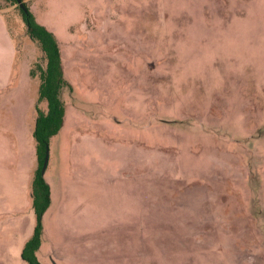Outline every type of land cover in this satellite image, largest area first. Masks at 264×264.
Listing matches in <instances>:
<instances>
[{
    "label": "rangeland",
    "instance_id": "obj_1",
    "mask_svg": "<svg viewBox=\"0 0 264 264\" xmlns=\"http://www.w3.org/2000/svg\"><path fill=\"white\" fill-rule=\"evenodd\" d=\"M24 1L56 36L68 82L48 164L68 142L92 174L88 225L44 214L38 260L264 264V0ZM5 31L29 85L44 54L18 4L0 0V48ZM5 191L0 264H28L18 234L34 210L12 213Z\"/></svg>",
    "mask_w": 264,
    "mask_h": 264
},
{
    "label": "crops",
    "instance_id": "obj_2",
    "mask_svg": "<svg viewBox=\"0 0 264 264\" xmlns=\"http://www.w3.org/2000/svg\"><path fill=\"white\" fill-rule=\"evenodd\" d=\"M4 37L9 39V47L0 48V162H4L0 163V186L11 198L12 213H23L28 207L33 209L31 185L39 165L37 142L34 137L37 106L45 111L47 104L45 107L46 101L39 102L40 82L35 83L39 76L31 75L33 67L28 71L32 80L28 81L29 85L16 81L14 67L19 50L9 31L4 32ZM67 120L66 106L65 121L57 136L62 132L67 134ZM68 145V142L58 141L59 151H56L53 163L48 164L45 170L44 176L51 186L52 198L45 214H49V219L54 218L58 210L69 214L66 219L70 220V225L76 229V222L71 220L78 215L85 214L84 223L88 225L87 182L92 174L88 173L86 155L82 160H79L77 155L73 157ZM78 188L82 191L77 193ZM78 194L82 198L79 203L76 201ZM34 213H27L24 225L19 231L21 240L18 243L21 252L34 233L37 224ZM43 219L44 236L49 237L50 221H47L46 217ZM86 224H82V228L87 229Z\"/></svg>",
    "mask_w": 264,
    "mask_h": 264
},
{
    "label": "trees",
    "instance_id": "obj_3",
    "mask_svg": "<svg viewBox=\"0 0 264 264\" xmlns=\"http://www.w3.org/2000/svg\"><path fill=\"white\" fill-rule=\"evenodd\" d=\"M12 4H18L22 11L28 36L36 42L44 54V65L38 64L39 73L34 67L31 75L40 78L39 102H47V110L37 106V119L34 137L37 142L38 168L31 185L32 207L37 216V224L31 238L25 243L22 257L28 264H42L37 258L43 240V216L49 209L51 198V186L42 173V167L46 154L49 152L50 140L61 130L66 115V105L62 99V90L68 85L64 78L63 61L59 42L53 32L39 23L30 12L26 1L22 0L27 8L25 12L19 4V0H8Z\"/></svg>",
    "mask_w": 264,
    "mask_h": 264
},
{
    "label": "water",
    "instance_id": "obj_4",
    "mask_svg": "<svg viewBox=\"0 0 264 264\" xmlns=\"http://www.w3.org/2000/svg\"><path fill=\"white\" fill-rule=\"evenodd\" d=\"M19 4H20V7L25 12H27V8L25 7V4H24V2L22 0H19ZM48 162H49V152L46 154V157H45V160H44V164H43V167H42V173H45V170L47 168Z\"/></svg>",
    "mask_w": 264,
    "mask_h": 264
}]
</instances>
